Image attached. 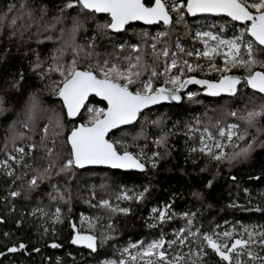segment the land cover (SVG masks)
Listing matches in <instances>:
<instances>
[{"label":"trees","instance_id":"obj_1","mask_svg":"<svg viewBox=\"0 0 264 264\" xmlns=\"http://www.w3.org/2000/svg\"><path fill=\"white\" fill-rule=\"evenodd\" d=\"M22 2L35 10V19L29 21L25 15L23 19L17 20L14 27L10 26L13 15L20 16ZM144 2L150 3L151 0ZM10 5H15L14 13L7 14L6 19L0 23V161L7 160L8 155H20L15 151L14 143L16 147H25L26 151L28 143L36 144L37 148L33 150L31 157L25 156L20 164L8 161L15 170L12 177L6 175L4 166L0 164V264H103L106 260L119 261L123 256L122 249L130 242L147 243L159 238L162 233L166 240H176L173 232L182 227L185 228L182 237L188 227L198 235L204 232L213 234V230L216 233L231 230L232 235L226 238L228 244L235 237L247 239V231H242L245 228L259 233L264 227V131L257 132L256 128L264 129V120L258 118L256 128L248 129L244 140L233 138L225 148L230 156L242 147H248L247 141H252L254 147L247 158L231 162L227 158L217 161L208 156L206 151H199V140L205 127L212 131L215 138H219L217 127L222 124L236 123L243 131V122L230 113L235 111L239 116L245 108L252 106V102L256 105L264 103L260 99L261 94L249 89L245 83L238 86L234 95L218 98L206 97L202 94V89L191 86L187 92L195 95L185 97L182 105L162 104L147 109L140 113L133 125L109 133L110 141L124 142L123 145L116 144L117 149L126 148L133 154L143 152L141 161L145 163V168L142 172L100 167L78 169L73 166L67 173H61L57 164L50 177L41 181L36 188L28 190L26 184L36 174L33 169L47 167L48 158H45L46 154L40 147L45 124L49 125V147L52 146L54 132L60 133L55 137V143L56 151L61 152V141L66 142L67 133L78 121L82 123L86 119L88 103L93 102L105 108L104 102L90 97L77 119H68L61 101L55 98V92L58 91L56 82L63 78L58 71H49L50 66L56 63L67 65L74 57L77 67L82 70L90 65L94 69L96 64H102L105 59L124 63V58L129 53L136 55L129 47L132 44H138L140 53L151 62L152 36L157 32L167 31V36L159 39L177 53L178 62L187 60L194 66L192 72L184 69L186 76L217 80L219 72L210 68L201 71L195 67L199 62H203L205 66L210 62L217 67L223 66L219 55L211 61L203 56H195L193 47L198 44L195 29L212 27L219 32V23L211 25L208 21L200 22L201 19L209 18L215 23L227 24L229 30L219 33L229 36L235 32L233 25L238 27L239 24L221 16L188 15H185L183 24H177L173 13L170 26L161 23L153 26L135 23L128 25L120 33L109 30L106 35H102L95 31V24L88 21L76 34L74 44L81 50L75 53L67 32L71 26L70 17L75 12H68V18L60 23L53 19L60 15L57 9L62 7V0H0V15L7 13ZM42 6L47 9L43 19L39 13ZM97 15V22H103L105 16ZM62 28L65 30L63 35ZM144 33L148 35L145 36ZM90 41L93 45L91 48L88 46ZM177 42L185 52L181 53L176 48ZM119 44L125 47H116ZM163 46L164 44L158 43V47ZM188 51L193 52V55L188 56ZM37 63L39 67L34 68ZM157 67L163 69V57ZM178 67L179 63L177 69ZM256 70L261 69L256 66ZM228 73L245 75L242 68H229ZM147 78V74L142 77ZM164 81V76L153 78L155 87L165 85ZM132 90L135 91V87ZM33 97L37 106L31 110L32 118L29 120ZM57 118L62 124L60 129L55 128ZM152 121L159 123L153 124ZM25 123L29 127L25 128ZM141 129L143 134L138 136ZM162 135L166 137L167 144L157 148L154 142ZM133 137H137L135 141ZM253 137L256 139L253 140ZM190 148H195L196 151H189ZM69 150V146L65 144L64 159ZM153 151L160 152L159 157L153 158L156 161L155 167L146 159L151 157ZM24 163H30L31 167L24 168ZM17 176L21 179H16ZM52 185H56V188ZM145 188L148 189L146 192ZM243 188L250 191H243ZM11 190L21 194L11 197L8 195ZM121 192L128 196L140 192L144 195L140 200L118 199ZM194 193L198 195L194 196ZM61 195L63 199L60 198ZM102 199L109 200L114 207L130 210L127 213L109 211L100 206ZM57 208L60 209L59 213L56 212ZM153 208L157 209L155 213ZM161 208L165 210L166 217L171 219L153 220V217L159 216ZM36 209L43 211L41 213ZM184 213L192 217V225L187 224V217L182 215ZM70 219H73L79 232L96 237L95 251L78 248L70 243ZM17 221L21 223L18 224ZM153 224L154 227L150 226ZM192 239L188 237L185 245L176 242L169 247L165 244L169 260L179 253L182 258L179 264H226L206 245L203 246V256L190 251L194 247L190 243ZM21 243L25 248L20 249ZM53 244L59 246L53 247ZM13 247L17 250L9 252L8 249ZM195 247H201L199 240ZM254 251L264 256V248L258 244ZM139 262L144 264L138 257L137 264ZM126 264H132L130 259H127Z\"/></svg>","mask_w":264,"mask_h":264},{"label":"snow or ice","instance_id":"obj_2","mask_svg":"<svg viewBox=\"0 0 264 264\" xmlns=\"http://www.w3.org/2000/svg\"><path fill=\"white\" fill-rule=\"evenodd\" d=\"M15 5H10L7 13L0 15V23H2L7 14L14 13ZM20 16L13 15L12 20L9 22L10 26H15L18 19H23L26 15L29 21H34V11L29 8L26 3L20 4ZM57 11L60 15L53 19L60 23L67 19L68 12H75V15L70 17L71 26L67 30L69 38L73 42V52L78 53L81 49L75 46L74 41L76 34L84 28L88 21L95 24V31L102 35H106L109 30L112 32H119L126 30L125 26L130 21H143L146 24L154 22H162L165 26H170L172 14H175L176 23L183 24L185 15H193L196 13H210V14H223L230 18L232 22H239L240 26H235V32L231 38L225 39L221 36L215 35L212 32H197V37L202 39L204 43V51H196L195 55L200 57L214 60L216 56L223 59V66L217 67L215 63H209L208 67L212 71L220 73L217 80L210 79H196L194 76H186L184 69L188 72L193 71V64L187 60L178 62L176 59L177 53L171 51L165 42L159 38L167 36V31L157 32L152 36L153 43L150 45L152 49V61L148 62L145 55L140 53V46L138 44L129 45L132 52L136 53L133 56L131 53L124 58V63L118 61H110L105 59L102 64H96L93 69L90 65L89 68L81 70L77 67V61L74 57L71 63L64 65L56 63L49 67V71H58L63 78L56 82L58 91L55 92L63 101V107L66 110L69 118L77 117L80 112L81 106L85 104L86 99L90 93L95 96L101 97L107 102L106 108L88 106L86 119L72 127L67 133V140L61 141V152L56 151L55 137L60 133L54 132L52 139V146L47 144L49 125L44 126V135L41 136L40 147L48 158L47 167L33 169L34 173L30 179L26 181L27 189L31 190L38 186V184L46 178L50 177L52 171L56 170L59 164V172L67 173L73 166L82 167L84 165H110L112 168L119 169H140L145 168V163L141 162L144 156L143 152L133 154L126 148L123 150L117 149L116 144L123 145L122 140L110 141L107 139V134L111 129H117L120 125H126L137 119L138 113L149 105H154L161 100H179L180 97L176 94L183 87L188 84H198L204 87V91L210 95H219L220 93H236L237 85L242 81L246 82L248 88L261 94L260 99L264 101V0H151L150 3H145L144 0H62V7ZM40 18L47 13L46 7L39 9ZM97 14H104L105 19L103 22H97L99 17ZM30 26V25H27ZM224 26H221V31ZM62 35L65 30L61 29ZM14 34V33H13ZM145 36L148 33H144ZM207 37V39H203ZM95 39V34L93 36ZM209 40L213 44H209ZM158 43L164 44L163 47H158ZM89 48L93 47L91 41ZM148 46V45H146ZM116 47L123 49L125 45L119 44ZM176 48L181 52L185 49L177 42ZM188 56H192L193 52L188 51ZM161 57L164 58V67L161 70L157 67ZM178 68V74H170L173 69ZM259 66L261 70H256ZM39 64H34V68H38ZM200 68V64L195 65ZM229 68H242L245 72L244 76L228 75ZM98 73V74H97ZM147 74V79L142 77ZM165 77L164 84L171 85V87H155L153 78ZM135 87V91H133ZM188 95L194 96L195 93L189 92ZM2 103V101H0ZM36 99L33 97L31 107L29 109V120H31V110L36 108ZM231 116L244 124V130L241 131L239 124H228L226 127H218L219 136H227L228 141L231 143L233 138L236 140H244L248 133V129L256 128L258 118L264 120V103L256 105L252 102V106L245 108L243 113L239 116L235 111L230 113ZM153 124H158L159 121H152ZM219 125V121H217ZM25 128L29 127L27 123L23 125ZM62 124L59 118L55 121V128L60 129ZM257 132H262L264 129L256 128ZM200 136L201 147L200 152L210 156L217 161L228 159L229 162L239 158H247L248 154L254 147L252 141H247L248 147L241 148L238 152H233L230 156L223 150L220 140H217L212 131L205 127ZM143 129L137 135H142ZM23 136V133L20 134ZM137 137H133L135 141ZM31 138L29 137V140ZM211 140L216 151L206 143ZM256 137H253L255 140ZM15 141V137H13ZM70 146L67 153V158H63V148ZM167 144L165 136H159L154 142L157 148L165 147ZM15 151L19 156L8 155L7 160L0 161L4 166L6 175L12 177L15 175V170L9 165L8 161L11 160L15 164H20L25 156L31 157L33 150L37 148L34 143L27 144V151L25 147H16L13 144ZM189 151H196L195 148H190ZM159 151H153L151 157H147L152 167L156 166V161L153 158L159 157ZM24 168L31 167L30 163H24ZM16 179H21L17 176ZM211 183V182H209ZM56 188V185H52ZM148 189L145 188L146 192ZM247 192V189H245ZM21 193L16 190H11L8 195L17 197ZM144 193H133L128 196L125 192H121L117 197L118 199H136L140 200ZM198 195L196 193L193 194ZM55 199L56 197H51ZM63 199V196H60ZM2 199V197H0ZM100 206L112 212H129V208L114 207L110 204L109 200L102 199ZM167 208V206H165ZM40 211L42 209H36ZM155 213L157 209H152ZM56 212L59 213L60 209L57 208ZM31 215V213H29ZM187 217V224L190 226L193 219L187 213L182 214ZM58 218V217H57ZM166 212L162 208L159 210V216L153 217V220L164 221ZM84 218L82 217V220ZM17 223H21L17 221ZM150 226H155L150 225ZM72 235V244H82L93 251L96 250V237L86 233L75 231ZM242 231H247L248 238H237L230 241V246L226 238L232 235L231 230L223 233L213 234L204 232L200 235L192 232L191 227H188L186 234L182 237L181 234L185 233V228H180L178 231L174 230L173 235L176 240H166L163 233L159 238H154L147 243L137 241L136 244H129L122 250L123 254H127L132 264H137V258L143 261L144 264H179L182 259L180 256L173 257L169 260L168 254L164 248L167 244L171 247L174 243L178 242L180 245H185L188 237L193 239L190 243L194 246L190 251L203 256L205 254L204 245L211 249L226 264H264V256L258 255L254 248L258 244L264 248V227L261 228L259 233L251 228H245ZM7 235V233H5ZM223 237L225 239H220ZM197 240L201 247H195ZM138 250L130 251V249ZM53 247L59 245L53 244ZM20 249L25 248L23 243L20 244ZM16 248H9V252L16 251ZM35 251V249H34ZM2 255V253H0ZM247 257V259H245ZM191 258V257H189ZM103 264H126L125 259L119 261L106 260Z\"/></svg>","mask_w":264,"mask_h":264},{"label":"water","instance_id":"obj_3","mask_svg":"<svg viewBox=\"0 0 264 264\" xmlns=\"http://www.w3.org/2000/svg\"><path fill=\"white\" fill-rule=\"evenodd\" d=\"M144 1H145V0H144ZM103 15H104V14H103ZM188 16H189V17H200V16H212V17H218V16H221V17H225V18H227V19L230 20L229 17H227V16H225V15H223V14H219V15H217V14H210V13H196V14L188 15ZM171 19H172V18H171ZM230 21H231V20H230ZM135 23H139V24L144 25V26H153V25H157V24H159V23L163 24L162 22H154V23H152V24H146V23L143 22V21H130V22L128 23V25L135 24ZM234 23L239 24V22H234ZM128 25H126L125 27H127ZM122 31H123V30H120L119 32H114V33H120V32H122ZM81 70H82V69H81ZM258 71H259V70H258ZM227 74H228V75L241 76L240 74H237V73H227ZM194 77H195L196 79H204V78H200V77H197V76H194ZM241 77H242V76H241ZM241 83H245V84H246V82H244V81H242ZM241 83H240V84H241ZM240 84L237 85V88H238V86H239ZM191 86H196V87L202 89V94H203L204 96H206V97H211V98H218V97H222V96H232V95L235 94V93H232V94H229V93H220L219 95H210V94H208L207 92L204 91V87H203L202 85H198V84L193 83V84H188L186 87L181 88V89L179 90V92L176 93V94L180 97L179 100H172V99L161 100V101L157 102V103L154 104V105H149V106H147L146 108L142 109V110L140 111V113H142L143 111H145V110H147V109H151V108H154V107L160 106V105H162V104L182 105V104L184 103L185 95H186V93H187V90H188V88L191 87ZM249 89H250V88H249ZM251 90H252V89H251ZM252 91H254V90H252ZM90 97H94V98H96L97 100L104 102V103H105V108L107 107V102H106V101H104L101 97L95 96L94 93H90V94H89V97H88V98L86 99V101H85V104L81 106L80 112L83 110L84 106L88 103ZM55 98L58 99V100H60L61 103H62V105H63V101H62V99H61L59 96L56 95ZM63 108H64V107H63ZM64 111H65V114H66V116H67V113H66V110H65V109H64ZM80 112L77 114V117L79 116ZM140 113H138V115H137V119H136V120H134V121H132V122H130L129 124H126V125H120V126H118L117 129L122 128V127H126V126H130V125H133V124L138 120ZM77 117L69 118V117L67 116V118L70 119V120H75V119H77ZM80 123H81V122L78 121V122L76 123V125H77V124H80ZM114 130H116V129H111V130L109 131V133H111V132L114 131ZM109 133L107 134V137H106L107 139H108V135H109ZM69 148H70V146H69ZM141 162H142V161H141ZM142 163H143V162H142ZM74 167H76V166H74ZM89 167L108 168V169L119 170V171H126V172H142V171L144 170V169H143V170H140V169H119V168H112L110 165H84V166H82V167H76V168H78V169H84V168H89ZM73 225H75L74 222H73V219H70V228H71V231H72V235L74 234ZM75 231H78L76 226H75ZM78 232H79V231H78ZM81 233H86V232H81ZM86 234L92 235V234H90V233H86ZM72 235H71V239H72ZM71 239H70V243H71ZM235 239H237V238H235ZM96 241H97V239H96ZM96 241H95V243H96ZM71 244H72V243H71ZM72 245H74V246H76V247H78V248H84V249H87V250L93 251L92 249H89V248H87L86 246H84V245H82V244H72ZM229 246H230V245H229ZM212 251H213V250H212ZM214 253H215V252H214ZM215 255H216V254H215ZM216 256H217V255H216ZM217 257H218V256H217ZM218 258H219V257H218ZM219 259H220V258H219Z\"/></svg>","mask_w":264,"mask_h":264},{"label":"rangeland","instance_id":"obj_4","mask_svg":"<svg viewBox=\"0 0 264 264\" xmlns=\"http://www.w3.org/2000/svg\"><path fill=\"white\" fill-rule=\"evenodd\" d=\"M204 21H208L211 25H213V24H218L219 23V25L218 26H220V30H219V32H225L226 30H229V28L227 27L228 25L227 24H225V23H220V22H217V23H215L214 21H212V20H210L209 18L208 19H201L200 20V22H204ZM224 26V30L223 31H221V26ZM197 32H212L213 34H215V35H218V36H221V37H223V38H225V39H228V38H231L232 37V35H233V33L231 34V35H229V36H226V35H222V34H220L219 32H217V31H215L212 27L211 28H206V29H200V28H197V29H195V37H197ZM203 39H207V37H204ZM197 40H198V44H196L194 47H193V50H194V54H195V52L198 50V51H200L201 53H203V51H204V47H205V45H204V43L202 42V39L201 38H199V37H197ZM214 42L213 41H211V40H209V44L211 45V44H213ZM174 52V51H173ZM196 56V55H195ZM202 56V55H201ZM221 60H223L222 58H221ZM189 63H191L190 61H189ZM198 64H200L201 65V67L200 68H197L198 70H201V71H206V70H208L209 69V67L208 66H205L204 64H203V62H199ZM203 67H205V69H202ZM179 68V67H178ZM186 69V68H185ZM193 69H194V67H193ZM186 71H187V69H186ZM170 74H178V69H177V71H173L172 73H170ZM161 86V85H160ZM160 86H157V87H160ZM165 87H171V85H164ZM188 93L189 92H187L186 93V95H185V97H187V96H189L188 95ZM88 106H91V107H100L99 105H96L95 103H93V102H90V103H88V105H87V110H88ZM101 108V107H100ZM228 124H236V123H227V124H222V125H219L218 127H226ZM218 127H217V133H218ZM202 134H204V133H202ZM205 136H207V134H204ZM218 135H219V133H218ZM219 138H216L217 140H220L221 141V144H222V148H223V150L225 151V148L228 146L227 144H229L230 142L228 141V139H227V136L225 135L224 137H221V136H218ZM199 143H200V140H199ZM206 143L209 145V146H211L212 147V150L215 152L216 151V149H215V147L213 146V144H212V141L211 140H207L206 139ZM200 147H201V144H200ZM243 148V147H242ZM251 152V151H250ZM243 159V158H242ZM154 209V208H153ZM162 209V208H161ZM151 241V240H150ZM137 242V241H136ZM136 242H130L129 244H136ZM128 244V245H129ZM125 248V247H124ZM123 248V249H124ZM138 248H139V246L137 245V248L136 249H130V251H136V250H138ZM122 249V250H123ZM123 254V253H122ZM176 256H180L181 257V254H179V253H176L175 254V256L174 257H176ZM245 258H247V257H245ZM120 259H125L126 261H127V259H130L128 256H127V254H123V256L120 258ZM138 264H142L141 262H139Z\"/></svg>","mask_w":264,"mask_h":264},{"label":"flooded vegetation","instance_id":"obj_5","mask_svg":"<svg viewBox=\"0 0 264 264\" xmlns=\"http://www.w3.org/2000/svg\"><path fill=\"white\" fill-rule=\"evenodd\" d=\"M245 189H247V191H250V189H248V188H243V191H245ZM235 238H242V237H235ZM235 238H233V239H235ZM232 239V240H233ZM243 239H245V238H243ZM230 245V244H229ZM179 249V248H178ZM211 250V249H210ZM212 251V250H211ZM214 252V251H213ZM215 254V253H214ZM258 254V253H257Z\"/></svg>","mask_w":264,"mask_h":264}]
</instances>
